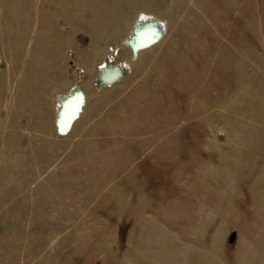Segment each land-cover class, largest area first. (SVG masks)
Instances as JSON below:
<instances>
[{"label":"rangeland","instance_id":"1","mask_svg":"<svg viewBox=\"0 0 264 264\" xmlns=\"http://www.w3.org/2000/svg\"><path fill=\"white\" fill-rule=\"evenodd\" d=\"M0 264H264V0H0Z\"/></svg>","mask_w":264,"mask_h":264},{"label":"bare ground","instance_id":"2","mask_svg":"<svg viewBox=\"0 0 264 264\" xmlns=\"http://www.w3.org/2000/svg\"><path fill=\"white\" fill-rule=\"evenodd\" d=\"M43 6H46L43 4ZM45 9V7H44ZM145 27H139L136 30V35L132 37L131 43L134 50H139L149 46L160 32V24L153 20H144ZM126 44V43H125ZM84 104V96L78 93H71L64 102L63 108L59 112V117L56 121V126L61 133H67L77 118L80 116Z\"/></svg>","mask_w":264,"mask_h":264}]
</instances>
